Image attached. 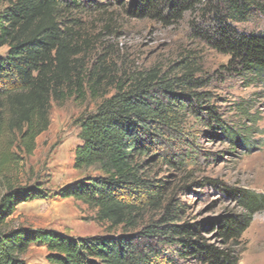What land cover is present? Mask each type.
<instances>
[{
  "label": "trees",
  "instance_id": "16d2710c",
  "mask_svg": "<svg viewBox=\"0 0 264 264\" xmlns=\"http://www.w3.org/2000/svg\"><path fill=\"white\" fill-rule=\"evenodd\" d=\"M128 2L130 15L168 25L196 16L198 23L191 22L195 36L229 58L222 68L264 87V33L237 27L264 16V0ZM94 5L102 3L0 0V49H7L0 55V264H26L23 256L33 245L46 247L48 264H239L242 236L264 213V195L236 192L242 215L189 222L183 220L185 205L174 190L186 191L191 178L175 184L151 174L159 162L174 172L191 173L199 147L187 127L189 117L213 126L233 146L243 145L217 106H211L213 96L202 91L211 79L190 57L166 70L154 67L123 78L111 77L100 63L90 67L82 56L87 42L81 16ZM89 98L99 103L77 120L81 145L74 169L94 174L56 196L95 211V220L110 233L71 238L54 230L13 227L18 206L51 194L38 183L22 186L19 181L37 139L49 130L52 105ZM204 181L218 188L217 182ZM118 229L120 234H112ZM208 231L216 232L218 244L209 242Z\"/></svg>",
  "mask_w": 264,
  "mask_h": 264
},
{
  "label": "rangeland",
  "instance_id": "374dc122",
  "mask_svg": "<svg viewBox=\"0 0 264 264\" xmlns=\"http://www.w3.org/2000/svg\"><path fill=\"white\" fill-rule=\"evenodd\" d=\"M98 1L102 6L94 5L81 16L87 42L82 56L90 67L100 63L111 77L123 78L154 67L166 70L190 57L202 75L211 79L202 90L213 96L211 106H217L224 123L243 140V145L233 146L213 126L189 117L187 127L196 134L193 141L199 147L197 164L188 169L191 173L183 174L155 163L151 166L152 177L175 184L191 178L186 182V191L174 190L175 199L185 205V221L209 223L227 215H242L236 192L249 190L264 195V87L222 68L229 58L195 36L191 22L198 23L196 16L188 14L182 21L168 25L149 16L130 15L126 12L129 0L124 6ZM237 27L247 33H264V16ZM6 51L0 49V55ZM98 103L89 98L85 103L71 99L63 105H52L49 130L37 139V149L23 163L19 181L22 186L38 183L51 194L46 200L18 206L12 217L13 227L54 230L71 238L110 233L107 225L95 220V211L81 202L56 196L94 174L93 170H75L74 158L81 145L77 120L95 111ZM204 179L217 182L218 188L207 185ZM115 233L121 230L112 231ZM206 238L218 244L216 232L208 231ZM239 250V264H264V213L253 218ZM47 255L45 246L33 245L23 260L26 264H48Z\"/></svg>",
  "mask_w": 264,
  "mask_h": 264
}]
</instances>
